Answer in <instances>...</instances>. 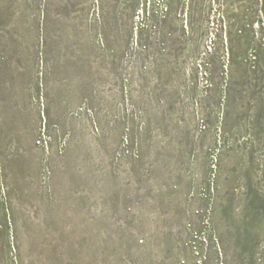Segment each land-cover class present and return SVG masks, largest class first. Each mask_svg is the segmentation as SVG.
<instances>
[{
    "label": "rangeland",
    "instance_id": "obj_1",
    "mask_svg": "<svg viewBox=\"0 0 264 264\" xmlns=\"http://www.w3.org/2000/svg\"><path fill=\"white\" fill-rule=\"evenodd\" d=\"M255 190L264 0H0V264H264Z\"/></svg>",
    "mask_w": 264,
    "mask_h": 264
},
{
    "label": "trees",
    "instance_id": "obj_2",
    "mask_svg": "<svg viewBox=\"0 0 264 264\" xmlns=\"http://www.w3.org/2000/svg\"><path fill=\"white\" fill-rule=\"evenodd\" d=\"M156 13L152 12L150 15H144L141 21V27H139L140 32L143 30H146V27L148 26V20H154L153 22L157 23L159 19H156ZM256 51L252 54V56L257 57ZM231 57V54H229V58ZM228 58V59H229ZM223 71V70H222ZM204 72L207 75V80L210 81L213 79V76L210 75V71L208 69V62L204 63ZM248 188H253L252 186H248ZM263 194L258 191H250V193H247L245 198L242 200V203H244V209L238 214L239 219L241 222V225L238 226L237 231L234 232L237 243L236 247L240 248V251L242 254L245 252L247 253V243L246 240L251 239L247 238L246 235L250 233V228L253 226L252 223H255V220L258 219L262 220L264 217V204H259L263 200ZM257 222V221H256ZM213 229V232H212ZM209 236L204 237V241L201 243V246L199 250L205 246L206 251L199 253L198 255L202 256L203 260L200 262L201 264H207V251H211L213 248V253L216 258V264H226V260H222V255H224L225 247L223 246L222 240L219 238V230H215L214 228H211ZM251 249H254V246H251ZM199 252V251H196Z\"/></svg>",
    "mask_w": 264,
    "mask_h": 264
}]
</instances>
